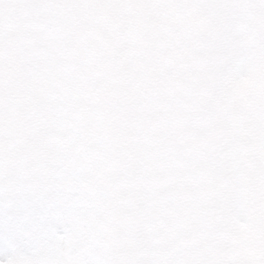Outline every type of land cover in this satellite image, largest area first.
Returning <instances> with one entry per match:
<instances>
[{"label":"snow or ice","instance_id":"1","mask_svg":"<svg viewBox=\"0 0 264 264\" xmlns=\"http://www.w3.org/2000/svg\"><path fill=\"white\" fill-rule=\"evenodd\" d=\"M0 264H264V0H0Z\"/></svg>","mask_w":264,"mask_h":264}]
</instances>
